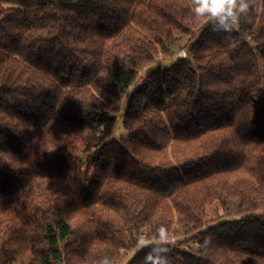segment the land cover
<instances>
[{
  "label": "trees",
  "instance_id": "16d2710c",
  "mask_svg": "<svg viewBox=\"0 0 264 264\" xmlns=\"http://www.w3.org/2000/svg\"><path fill=\"white\" fill-rule=\"evenodd\" d=\"M247 3L214 32L192 0H0V264H144L165 228L172 264H264V0Z\"/></svg>",
  "mask_w": 264,
  "mask_h": 264
},
{
  "label": "clouds",
  "instance_id": "9594fccd",
  "mask_svg": "<svg viewBox=\"0 0 264 264\" xmlns=\"http://www.w3.org/2000/svg\"><path fill=\"white\" fill-rule=\"evenodd\" d=\"M193 11L197 17L207 16L211 22L212 31L230 32L239 23L240 14L249 9L247 0H192ZM168 232H158L159 244H149L144 264H172L167 246ZM100 264H111L105 258Z\"/></svg>",
  "mask_w": 264,
  "mask_h": 264
},
{
  "label": "rangeland",
  "instance_id": "374dc122",
  "mask_svg": "<svg viewBox=\"0 0 264 264\" xmlns=\"http://www.w3.org/2000/svg\"><path fill=\"white\" fill-rule=\"evenodd\" d=\"M185 46L187 45V38L184 39V42ZM186 48V49H185ZM185 49L186 51L188 50L187 47H183L181 48L180 50L177 51V53H174L173 55H169V56H166L163 57L161 55V53L156 57V60H157V63L160 65V66H166V65H169V64H172L174 61H176L178 58H179V53ZM145 79V73L144 72H140L139 76H138V85L142 83V81ZM134 87H131L127 93L124 95L123 99H122V102H121V109H122V112L125 111V108H126V105H127V98H128V95L132 92ZM130 136V131L126 128V126L123 124V121H122V116L120 115L118 117V124L116 125V130H115V137H117L118 139H122L123 137H128ZM86 154V153H85ZM84 159H87L86 157ZM217 204V203H216ZM213 207H215V205H213ZM207 217L208 218H212V217H216V211L214 209H211L208 211V214H207ZM161 241H157L156 243L159 244ZM177 242H179L176 238V236H172V238H168L166 243L167 244H178ZM144 243H146L145 240L141 241V243L138 245L137 248L131 250V251H128L130 254H129V257L134 253L136 252L138 249H141L144 247ZM186 246H192L194 245V247H197L198 245V241H189L185 244ZM199 246V245H198ZM121 252L124 254L127 252L126 249H121Z\"/></svg>",
  "mask_w": 264,
  "mask_h": 264
},
{
  "label": "built area",
  "instance_id": "2783aa9c",
  "mask_svg": "<svg viewBox=\"0 0 264 264\" xmlns=\"http://www.w3.org/2000/svg\"><path fill=\"white\" fill-rule=\"evenodd\" d=\"M180 57H186L187 56V51L185 49H183L180 53H179Z\"/></svg>",
  "mask_w": 264,
  "mask_h": 264
}]
</instances>
